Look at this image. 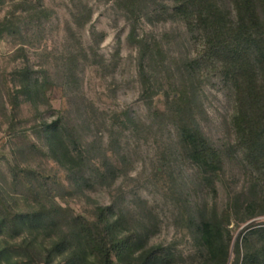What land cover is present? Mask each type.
I'll use <instances>...</instances> for the list:
<instances>
[{"label": "rangeland", "instance_id": "374dc122", "mask_svg": "<svg viewBox=\"0 0 264 264\" xmlns=\"http://www.w3.org/2000/svg\"><path fill=\"white\" fill-rule=\"evenodd\" d=\"M237 2L206 0L223 11L215 28L161 15L172 0H42L30 13L0 0V19L16 13L22 27L0 37V250L10 258L0 264H68L67 251L52 252L54 242L63 232L73 241L78 233L91 236L98 206L107 205L118 220L116 237L135 232L144 248H164L168 261L158 264H201L207 249L199 223L213 210L230 232L227 264H236L238 248L241 261L264 245V158H252L243 141L240 81L210 36L211 27L229 36ZM133 27L150 44L152 104L142 99ZM28 61L46 69L51 84L45 101L15 105L12 73ZM57 118L85 151L78 181L50 151L44 122ZM184 123L198 126L220 153L215 191L189 157ZM37 209L55 215L57 225L18 233L10 224L16 212ZM86 252L85 262L96 264V247ZM140 252L113 251L110 264H136Z\"/></svg>", "mask_w": 264, "mask_h": 264}, {"label": "trees", "instance_id": "16d2710c", "mask_svg": "<svg viewBox=\"0 0 264 264\" xmlns=\"http://www.w3.org/2000/svg\"><path fill=\"white\" fill-rule=\"evenodd\" d=\"M3 2L5 0H2ZM14 3L16 11L30 13L42 6V0H10ZM171 7L161 6V12L175 18L191 19L196 17L200 23L220 26L223 21V11L217 6L207 5L206 0H172ZM237 25L232 27L228 37L218 34L211 27L210 36L216 44L215 53L226 55L229 62V71L233 72L239 85V112L236 124L244 143L247 145L251 157L258 160L264 158V0H237ZM198 14V16H197ZM20 16L12 13L0 19V37L4 35H16L22 31ZM192 19V20H193ZM213 21V23H212ZM213 28V29H212ZM222 37V38H221ZM130 39L140 46V76L143 86L142 99L147 104L154 101V74L146 64L150 44L145 38H138L136 27L132 28ZM12 83L17 89L15 105L22 100L34 103L45 101L46 91L51 84L50 76L46 69L36 70L29 61L17 67L13 71ZM20 97H22L20 99ZM180 135L189 150L191 160L199 167L206 179L210 180V186L214 185V176L221 169V156L209 140L204 136L198 126L190 123L181 125ZM44 131L48 140L50 151L54 158L63 165L74 181L77 173L82 171L85 165L86 155L81 143L72 129L66 127L62 118L51 122H44ZM98 220L96 231L91 236L75 235L74 241L68 239L63 232L62 238L54 242L53 250L68 252V264H87L88 245L96 247V264H110L112 252L116 251L120 256L132 257L140 250L136 257V264H158L160 260H167L165 250L162 247L144 248L142 239L135 232H128L120 237L114 235L118 220L113 219L114 208L110 205L98 206ZM57 218L52 213H46L45 209L16 212L10 224L21 231L32 233L42 232L56 224ZM5 223V222H3ZM0 222V226L3 224ZM104 225V229H99ZM106 232V234L104 233ZM108 231V232H107ZM201 240L207 249V255L201 264H227L231 236L223 218L216 210L202 216L199 223ZM113 239L109 240L108 237ZM8 250H0V262L9 260ZM135 259V257H133ZM241 258L237 249L236 264H264V245L256 250H247Z\"/></svg>", "mask_w": 264, "mask_h": 264}]
</instances>
